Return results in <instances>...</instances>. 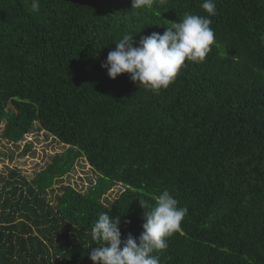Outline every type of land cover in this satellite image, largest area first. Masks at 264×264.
<instances>
[{
  "label": "trees",
  "instance_id": "16d2710c",
  "mask_svg": "<svg viewBox=\"0 0 264 264\" xmlns=\"http://www.w3.org/2000/svg\"><path fill=\"white\" fill-rule=\"evenodd\" d=\"M31 2L0 0L1 136L17 144L36 124L66 147L29 179L0 177V264H93L99 214L138 238L140 199L163 190L188 212L160 264H264V0H215L210 52L159 94L101 65L125 33L138 45L208 16L203 0ZM79 159L96 173L82 188L63 180Z\"/></svg>",
  "mask_w": 264,
  "mask_h": 264
},
{
  "label": "clouds",
  "instance_id": "9594fccd",
  "mask_svg": "<svg viewBox=\"0 0 264 264\" xmlns=\"http://www.w3.org/2000/svg\"><path fill=\"white\" fill-rule=\"evenodd\" d=\"M168 0H131L132 9H150L164 6ZM200 7L208 16L185 13L179 22H170L164 33L153 32L137 43L133 34L125 33L115 44L101 67L107 69L111 79L128 73L138 88L153 94L167 89L174 82L185 61L201 63L215 43V33L210 26L216 15L215 0H203ZM31 10L39 12L40 0H32ZM154 205L140 199L145 223L138 238L128 233L122 241L120 217L100 213L93 223L90 235L97 245L89 254L93 264H160L158 255L167 248V237L180 227L188 209L178 207V200L168 190L153 197ZM123 244V247L121 245Z\"/></svg>",
  "mask_w": 264,
  "mask_h": 264
},
{
  "label": "rangeland",
  "instance_id": "374dc122",
  "mask_svg": "<svg viewBox=\"0 0 264 264\" xmlns=\"http://www.w3.org/2000/svg\"><path fill=\"white\" fill-rule=\"evenodd\" d=\"M3 126V123H2ZM29 142L31 147L24 151L25 143ZM65 145L60 143L47 131L39 129L37 125L31 132L27 133L23 140L17 144L7 141L1 136L0 130V177H6L11 168H17L20 173L31 178L37 170L43 167L55 153L65 149ZM96 173L84 160L79 159L74 168L63 177L65 182H69L77 188L86 187L89 180H95ZM60 182L53 185L49 190L48 197L53 198L58 192ZM122 185L118 184L110 191L109 196L113 197Z\"/></svg>",
  "mask_w": 264,
  "mask_h": 264
}]
</instances>
